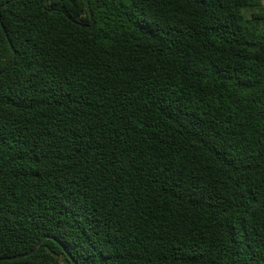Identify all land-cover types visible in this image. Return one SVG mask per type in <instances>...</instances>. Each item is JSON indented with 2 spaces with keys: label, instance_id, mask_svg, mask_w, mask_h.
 I'll return each instance as SVG.
<instances>
[{
  "label": "trees",
  "instance_id": "1",
  "mask_svg": "<svg viewBox=\"0 0 264 264\" xmlns=\"http://www.w3.org/2000/svg\"><path fill=\"white\" fill-rule=\"evenodd\" d=\"M0 72V264H264L262 0H0Z\"/></svg>",
  "mask_w": 264,
  "mask_h": 264
},
{
  "label": "water",
  "instance_id": "2",
  "mask_svg": "<svg viewBox=\"0 0 264 264\" xmlns=\"http://www.w3.org/2000/svg\"><path fill=\"white\" fill-rule=\"evenodd\" d=\"M1 73V72H0ZM45 239H50V240H53L55 241V239L51 236H43L41 237L33 246V248L27 252V253H24V254H20V255H16V256H13V257H10V258H0V261L1 260H9V259H19V258H22V257H27L31 254L34 253V251L37 249V247L45 240ZM60 245V244H59ZM61 246V245H60ZM63 249V248H62ZM63 252L66 254V256L69 258V260L72 262V264H75L74 261L72 260V258L70 257V255L67 253V251H65L63 249Z\"/></svg>",
  "mask_w": 264,
  "mask_h": 264
},
{
  "label": "rangeland",
  "instance_id": "3",
  "mask_svg": "<svg viewBox=\"0 0 264 264\" xmlns=\"http://www.w3.org/2000/svg\"><path fill=\"white\" fill-rule=\"evenodd\" d=\"M262 4H264V0H262Z\"/></svg>",
  "mask_w": 264,
  "mask_h": 264
}]
</instances>
